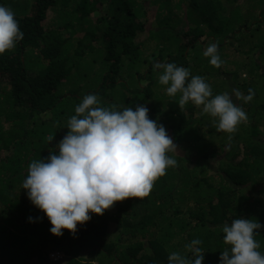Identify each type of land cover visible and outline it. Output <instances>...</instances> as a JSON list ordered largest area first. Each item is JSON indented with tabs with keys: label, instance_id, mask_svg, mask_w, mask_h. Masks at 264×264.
<instances>
[{
	"label": "trees",
	"instance_id": "16d2710c",
	"mask_svg": "<svg viewBox=\"0 0 264 264\" xmlns=\"http://www.w3.org/2000/svg\"><path fill=\"white\" fill-rule=\"evenodd\" d=\"M0 6L11 8L23 33L0 55V264H168L172 252L193 259L185 245L197 238L202 264H220L230 249L222 227L236 218L262 225L255 239L264 254V0H171L169 8L163 0H0ZM209 43L218 44L223 66L203 56ZM156 62L201 76L213 97L253 89L249 103L232 96L247 122L229 140L201 108L189 102L181 110L180 94L169 97L159 84ZM87 94L102 107L146 106L177 146L169 153L177 165L147 197L117 202L102 216L91 214L75 236L63 230L57 237L22 184L32 161L58 154L67 121Z\"/></svg>",
	"mask_w": 264,
	"mask_h": 264
},
{
	"label": "clouds",
	"instance_id": "9594fccd",
	"mask_svg": "<svg viewBox=\"0 0 264 264\" xmlns=\"http://www.w3.org/2000/svg\"><path fill=\"white\" fill-rule=\"evenodd\" d=\"M22 39L15 13L0 6V55L14 49ZM203 56L216 68L223 63L217 43H209ZM153 69L160 71L158 82L166 86L169 97L180 94L181 110L189 102L201 108V114L211 117L216 131L228 134L229 140L238 126L247 122L245 111L232 96L249 103L255 95L253 89L249 88L248 95L233 89L231 95L226 92L213 97L204 78L191 76L185 67L156 62ZM99 105L97 95H84L67 121V134L56 145L58 154L50 152L46 159L28 165L22 188L32 205L45 214L52 225L51 234L57 237L63 230L75 236L78 225L90 221L91 214L102 216L117 202L147 197L167 169L177 165L169 156L177 146L165 127L149 118L146 106L118 110L116 105ZM53 138L47 139L51 142ZM261 227L256 220L245 218L225 224L223 242L230 249L221 252L220 264H264V254L258 251L260 244L255 239ZM201 244L197 238L185 245L193 259L172 252L168 264H202Z\"/></svg>",
	"mask_w": 264,
	"mask_h": 264
},
{
	"label": "rangeland",
	"instance_id": "374dc122",
	"mask_svg": "<svg viewBox=\"0 0 264 264\" xmlns=\"http://www.w3.org/2000/svg\"><path fill=\"white\" fill-rule=\"evenodd\" d=\"M163 1H165L166 3H167V5H168V8L171 6V0H163ZM174 0H172V2H173ZM182 4V3H181ZM245 6V5H244ZM187 8V7H186ZM185 8V9H186ZM187 51V50H186ZM231 58H232V55L231 54H229V57H228V61H226V64L228 63V62H230L231 61ZM222 61H223V63H222V65L221 66H223L225 63H224V59H221ZM242 61L243 60H241V58H238L237 59V64L238 65H242ZM235 62H233V64H231V67L232 68H234L236 65L234 64ZM191 65H193V61H191V63H190ZM228 66H230V65H228ZM244 71V70H243ZM246 74V72L244 71L243 72V75L242 76H244ZM60 255L58 254V253H53V254H51V257L52 258H57V257H59Z\"/></svg>",
	"mask_w": 264,
	"mask_h": 264
}]
</instances>
